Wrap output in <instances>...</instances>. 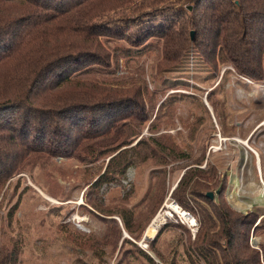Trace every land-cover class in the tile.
Listing matches in <instances>:
<instances>
[{"label": "rangeland", "instance_id": "1", "mask_svg": "<svg viewBox=\"0 0 264 264\" xmlns=\"http://www.w3.org/2000/svg\"><path fill=\"white\" fill-rule=\"evenodd\" d=\"M147 1L123 0L121 7L110 9L112 18L132 17L136 22L131 40L109 35L105 64L86 61L79 69L93 65L90 79L116 78L139 87L135 94L126 91L127 85L122 89L126 102L138 104L147 120L140 126L132 121L123 125L140 129V139L167 138L176 149L173 159L146 161L113 184L98 187L95 182L108 160L124 148L112 157H101L105 150L96 149L93 156H85L88 163L71 156H44L30 175L10 178L0 188V260L7 256L17 264H185L184 249L193 247L201 232L197 218L190 213L196 221L193 228L180 214H171L158 229L151 225L170 204L187 212L171 194L189 171L213 172L206 193L216 197L221 190V201L232 213L250 215L255 205L264 212V57L259 79L238 74L227 62H218L215 69L193 49L181 63L166 64L157 51L160 41L137 30L151 24L160 25V30L174 23L179 31L168 18L179 7L188 10L192 5L154 10ZM136 6L141 12L134 11ZM127 7H132L130 15L119 12ZM165 9L169 12L159 15ZM85 99L77 111L98 107ZM79 115L84 124L94 119ZM77 142L71 138L67 148L73 150ZM248 238L258 251L264 246V214L259 213Z\"/></svg>", "mask_w": 264, "mask_h": 264}, {"label": "trees", "instance_id": "2", "mask_svg": "<svg viewBox=\"0 0 264 264\" xmlns=\"http://www.w3.org/2000/svg\"><path fill=\"white\" fill-rule=\"evenodd\" d=\"M121 1L0 0V188L10 178L30 175L44 156H71L79 163H88L85 156H93L96 149L105 150L101 157H112L124 148L108 160L95 182L98 187L113 184L146 161L173 159L176 149L167 138L140 139V129L123 125L132 121L140 126L147 120L138 104L126 102V91L135 94L139 87L116 78L90 79L89 71L96 68L93 65L79 69L86 61L105 64L106 43L111 35L131 40L129 36L136 27V22L130 21L132 17L119 20L107 13L121 7ZM147 2L154 10L176 3L192 5L190 11L179 7L175 12L178 15L168 18L174 20L179 31L173 29L174 23L160 30V25L152 24L137 30L147 31L148 36L160 41L161 49L157 47V51L166 64L181 63L193 49L215 69L218 62H227L240 75L262 77L264 0ZM131 8L119 12L130 15ZM166 10L159 15L167 14ZM134 11L141 12V7L136 6ZM126 85L125 91L122 88ZM84 98L98 107L77 111ZM85 113L94 116L90 123L79 119V114ZM73 137L78 142L72 150L67 147ZM213 182V172L189 171L171 194L175 203L201 224L196 243L184 249V263L262 264L264 246L258 251L250 246L248 237L259 213L264 214L263 209L255 205L250 215L232 213L221 201V190L213 199L206 197ZM160 194H164V187ZM0 264L17 262L6 256Z\"/></svg>", "mask_w": 264, "mask_h": 264}, {"label": "bare ground", "instance_id": "3", "mask_svg": "<svg viewBox=\"0 0 264 264\" xmlns=\"http://www.w3.org/2000/svg\"><path fill=\"white\" fill-rule=\"evenodd\" d=\"M45 197V199H48L47 196L43 195ZM171 214H180V217L183 218L184 221H190L191 219L189 218L187 220V218L182 214V212L179 210L178 207L174 206L173 204H170L167 206V211L165 212H160L156 218L153 220V223L151 225V227H155L157 225L162 224L166 218H169Z\"/></svg>", "mask_w": 264, "mask_h": 264}, {"label": "built area", "instance_id": "4", "mask_svg": "<svg viewBox=\"0 0 264 264\" xmlns=\"http://www.w3.org/2000/svg\"><path fill=\"white\" fill-rule=\"evenodd\" d=\"M175 206V205H174ZM177 207V206H176ZM180 210V209H179ZM181 211V210H180ZM182 212V214L187 218V220L190 218L191 220L190 221H188L189 222V224H190V227L191 228H193V227H195L196 226V221H195V219H193L191 216H190V214L188 213V212H184V211H181ZM159 226L160 225H157V226H155V227H153V228H159ZM193 231V230H192Z\"/></svg>", "mask_w": 264, "mask_h": 264}, {"label": "water", "instance_id": "5", "mask_svg": "<svg viewBox=\"0 0 264 264\" xmlns=\"http://www.w3.org/2000/svg\"><path fill=\"white\" fill-rule=\"evenodd\" d=\"M187 9H188V10H191V7H188ZM218 193H219V192H217L216 194H218ZM206 197H208L209 199H213L214 194L211 193V192H210V193H207V194H206Z\"/></svg>", "mask_w": 264, "mask_h": 264}]
</instances>
